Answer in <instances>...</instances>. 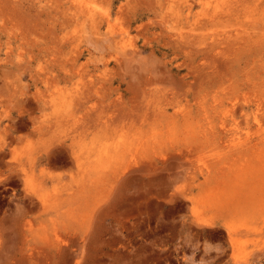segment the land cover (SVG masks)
<instances>
[{
  "label": "rangeland",
  "instance_id": "374dc122",
  "mask_svg": "<svg viewBox=\"0 0 264 264\" xmlns=\"http://www.w3.org/2000/svg\"><path fill=\"white\" fill-rule=\"evenodd\" d=\"M0 264H264V0H0Z\"/></svg>",
  "mask_w": 264,
  "mask_h": 264
},
{
  "label": "bare ground",
  "instance_id": "6f19581e",
  "mask_svg": "<svg viewBox=\"0 0 264 264\" xmlns=\"http://www.w3.org/2000/svg\"><path fill=\"white\" fill-rule=\"evenodd\" d=\"M80 5H82V4H80ZM81 8H82V7H81ZM84 9H85V8H84ZM84 9H83V10H84ZM87 11H88V10H87ZM95 17H97V16H95Z\"/></svg>",
  "mask_w": 264,
  "mask_h": 264
}]
</instances>
